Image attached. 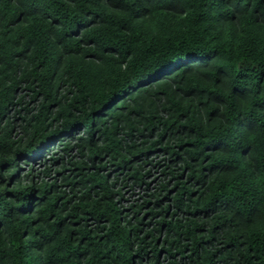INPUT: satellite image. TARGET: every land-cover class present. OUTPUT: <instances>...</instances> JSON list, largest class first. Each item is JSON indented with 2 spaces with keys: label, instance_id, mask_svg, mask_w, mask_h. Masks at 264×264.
Wrapping results in <instances>:
<instances>
[{
  "label": "trees",
  "instance_id": "16d2710c",
  "mask_svg": "<svg viewBox=\"0 0 264 264\" xmlns=\"http://www.w3.org/2000/svg\"><path fill=\"white\" fill-rule=\"evenodd\" d=\"M0 264H264V0H0Z\"/></svg>",
  "mask_w": 264,
  "mask_h": 264
},
{
  "label": "rangeland",
  "instance_id": "374dc122",
  "mask_svg": "<svg viewBox=\"0 0 264 264\" xmlns=\"http://www.w3.org/2000/svg\"><path fill=\"white\" fill-rule=\"evenodd\" d=\"M23 97L20 98L21 102L17 105L11 108L9 113L3 118L2 124H5L7 121H10L12 124L11 126L13 127L12 130V136H14L18 140H23L27 137L26 135V125L28 124V121L31 117V113H34L36 110H38L41 107V100L42 98H37V99H32L31 93L28 91H25L22 93ZM30 113V114H29ZM29 114V116H28ZM27 119V120H25ZM80 132H77V134H80ZM60 139H64V137H60ZM60 146V141L55 140L52 146H50V150L48 152H45L44 154H41L39 157L37 156L34 159H31V165H28L26 161L23 162V168L25 171L28 169L32 168V164H36V171L35 174H38L42 169L44 168V165L47 161V158L50 156V154L56 149L59 148ZM44 155V156H43ZM30 158H32V155H29ZM106 159L109 158L105 157ZM48 163V161H47ZM49 164H52L51 162ZM114 166L109 165L105 167L106 170L104 172H109L111 177H114L116 174L114 172ZM150 173L148 175V181L151 182V179L155 177L160 171L158 167H149ZM150 191H151V184H150ZM144 189L142 187L134 186V187H129L126 190V197L129 199L128 202H126L127 207L130 206L131 203L134 202V200L139 196V193H143Z\"/></svg>",
  "mask_w": 264,
  "mask_h": 264
},
{
  "label": "clouds",
  "instance_id": "9594fccd",
  "mask_svg": "<svg viewBox=\"0 0 264 264\" xmlns=\"http://www.w3.org/2000/svg\"><path fill=\"white\" fill-rule=\"evenodd\" d=\"M60 138H57L56 140H59Z\"/></svg>",
  "mask_w": 264,
  "mask_h": 264
}]
</instances>
